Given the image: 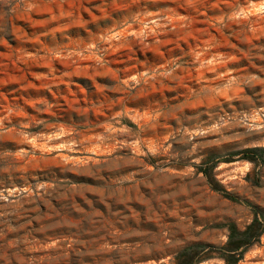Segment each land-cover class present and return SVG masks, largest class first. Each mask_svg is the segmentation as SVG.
Wrapping results in <instances>:
<instances>
[{"label": "rangeland", "instance_id": "1", "mask_svg": "<svg viewBox=\"0 0 264 264\" xmlns=\"http://www.w3.org/2000/svg\"><path fill=\"white\" fill-rule=\"evenodd\" d=\"M255 217L264 0H0V264H227Z\"/></svg>", "mask_w": 264, "mask_h": 264}, {"label": "trees", "instance_id": "2", "mask_svg": "<svg viewBox=\"0 0 264 264\" xmlns=\"http://www.w3.org/2000/svg\"><path fill=\"white\" fill-rule=\"evenodd\" d=\"M252 150V149H251ZM261 149H253V152H257ZM247 152H250L247 151ZM208 181L213 187V189L221 191L225 194H228L224 190L223 186L215 180L213 175L206 173ZM264 232V223L259 220L258 217H255L252 223L246 227V230L243 232H237L232 227L230 229L229 243L227 244V253L224 255L227 264H236L240 259H242L244 252L256 241H259L260 235ZM239 236L240 240L234 241V236ZM244 247L243 250L241 248Z\"/></svg>", "mask_w": 264, "mask_h": 264}]
</instances>
